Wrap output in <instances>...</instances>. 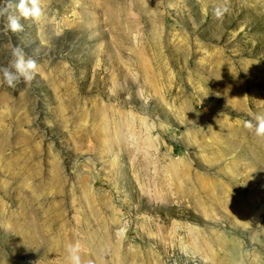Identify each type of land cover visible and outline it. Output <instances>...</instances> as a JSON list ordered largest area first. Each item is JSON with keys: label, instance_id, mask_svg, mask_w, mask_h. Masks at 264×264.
Masks as SVG:
<instances>
[{"label": "rangeland", "instance_id": "374dc122", "mask_svg": "<svg viewBox=\"0 0 264 264\" xmlns=\"http://www.w3.org/2000/svg\"><path fill=\"white\" fill-rule=\"evenodd\" d=\"M21 23L0 66L11 42L40 71L0 82V264L76 242L83 264H264V0H47Z\"/></svg>", "mask_w": 264, "mask_h": 264}, {"label": "clouds", "instance_id": "9594fccd", "mask_svg": "<svg viewBox=\"0 0 264 264\" xmlns=\"http://www.w3.org/2000/svg\"><path fill=\"white\" fill-rule=\"evenodd\" d=\"M46 3L47 0H19L18 3L13 0H0V24L3 25L0 31L6 35L23 31L21 20H40L45 15ZM228 11L227 6L218 5L213 9V15L216 19H222ZM3 47L9 49L10 54L7 64L0 66V82L11 88H15L21 81L25 85L30 84L40 71L37 60L27 55L19 45L9 42ZM254 120L255 135L264 137V114H256ZM253 126L251 120L245 122L247 129H252ZM65 250L69 264H83L79 242L66 244Z\"/></svg>", "mask_w": 264, "mask_h": 264}]
</instances>
